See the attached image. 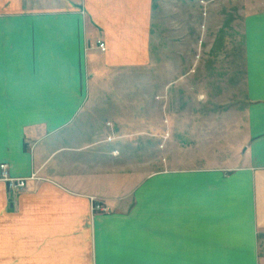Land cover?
Returning a JSON list of instances; mask_svg holds the SVG:
<instances>
[{
  "label": "rangeland",
  "instance_id": "1",
  "mask_svg": "<svg viewBox=\"0 0 264 264\" xmlns=\"http://www.w3.org/2000/svg\"><path fill=\"white\" fill-rule=\"evenodd\" d=\"M98 1L0 0V86L7 111L21 109L4 122L34 135L42 162L26 177L2 164L1 179L19 193L31 182L45 189L20 264H251L250 232L229 209L240 196L216 177L238 173L250 110L264 109V0H152L150 14L140 0ZM86 12L124 39L111 53L122 66L96 67L88 52V113L79 112L73 56V17ZM145 14L143 47L141 35L123 32ZM34 24L39 76L29 71ZM204 173L209 189L178 188Z\"/></svg>",
  "mask_w": 264,
  "mask_h": 264
},
{
  "label": "crops",
  "instance_id": "2",
  "mask_svg": "<svg viewBox=\"0 0 264 264\" xmlns=\"http://www.w3.org/2000/svg\"><path fill=\"white\" fill-rule=\"evenodd\" d=\"M98 1V0H94ZM152 0H140L138 1V7L140 8L143 3L144 7L141 8L145 13L150 14L152 10ZM100 2L98 1V4ZM136 3V2H135ZM101 12V10L99 11ZM96 14V13H95ZM94 12L90 15L86 12L83 17L76 16L74 18V57H75V80L76 81V93L78 97L79 112H87L89 110L85 107V99L89 95V81H88V52L91 51L93 65L97 67L100 64L106 66H114L122 64L117 62V58L111 53L116 47L115 41L124 42L123 38H114L113 30L108 28L103 29L99 20L101 17L96 16ZM145 14V15H147ZM144 16V15H143ZM120 16L119 18H122ZM142 17V16H141ZM139 16L134 20H138ZM96 30H94L88 36V30L86 22ZM140 26V27H139ZM138 27V28H136ZM152 24L149 20V15L144 16L143 23L140 22L138 26H127V30L123 32L134 33L141 35V42L144 47L148 43V39L152 35ZM140 29L141 33L140 34ZM97 31V32H96ZM138 32V33H137ZM29 50H30V74L31 76H39L41 70L40 59V28L37 24L29 25ZM100 35V36H99ZM101 35L104 39H102ZM124 36V35H123ZM125 37V36H124ZM97 41L105 43V52L101 53L96 47ZM47 41L44 43L46 45ZM119 44L118 48L121 49ZM5 56L2 58L4 61ZM87 76V79H86ZM6 91L4 84L0 86V165L6 164L11 167L12 175L17 177H26L34 172V170L41 165V159L38 158L33 152H31V146L34 144V135L25 130L26 127L20 126L18 123L7 122L8 126L5 127L4 116L7 111L6 102L4 99ZM105 99L112 105L113 109H116V102L112 99L109 93L104 94ZM111 97V99H110ZM107 103V101H105ZM30 107V106H29ZM27 108V113L31 114V108ZM11 108L16 113L19 112L18 108ZM34 111L36 109H33ZM14 111L12 113H14ZM247 131L248 136L244 139V143L239 149L240 152L237 155V166L235 171L238 173L230 174L226 171H221L217 175V184L233 183L231 192L240 196L238 203L232 208L235 210L238 217V225H242L248 228L250 235L248 236L250 245L249 252L252 261L251 264H264V109L258 108L250 110ZM11 113V114H12ZM93 114L91 119L94 122L96 120V114ZM51 114V112L49 113ZM78 113L74 115L72 119L67 123V126L73 125L74 118ZM99 123V122H98ZM30 150V151H29ZM252 170L246 171L247 174L240 175L246 167ZM10 172V171H9ZM208 174V173H207ZM185 176L186 178L182 183L178 184V188L186 187L196 189L197 187L210 188L207 186L206 180L208 176ZM209 175V174H208ZM205 179V181H203ZM205 184H204V183ZM216 185V183H214ZM27 194L19 193L17 191H11L7 188L4 181L1 179L0 172V264H20L19 258L23 257V248L26 243H35L36 232V197L41 191H44L42 185L37 182H31L27 186ZM223 191V190H219ZM229 189L224 191V195L229 193ZM16 192V193H15ZM41 195V194H39ZM75 199V198H73ZM79 200V199H78ZM233 213V214H234ZM23 214V216H22ZM22 217L27 218V224H23ZM227 219L226 217H224ZM232 218V217H230ZM242 219V223L240 221ZM44 242V241H43ZM40 243L37 247L34 245V249H43L45 242ZM30 246V245H29ZM30 257V255H29ZM5 259V260H4ZM7 260V261H6Z\"/></svg>",
  "mask_w": 264,
  "mask_h": 264
},
{
  "label": "built area",
  "instance_id": "3",
  "mask_svg": "<svg viewBox=\"0 0 264 264\" xmlns=\"http://www.w3.org/2000/svg\"><path fill=\"white\" fill-rule=\"evenodd\" d=\"M100 47H103V46L101 45ZM0 169H1L2 178H3V177H4V179L7 178V177H5L6 172H4V171H6V170H5V166H4V165H0ZM6 176H7V175H6ZM8 182H9V183L7 184L8 186L11 187V186L14 185V184L11 182V180H9ZM16 185H17V184H16ZM17 186L21 187V186H23V184H22V183H21V184L18 183Z\"/></svg>",
  "mask_w": 264,
  "mask_h": 264
}]
</instances>
